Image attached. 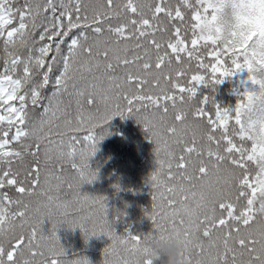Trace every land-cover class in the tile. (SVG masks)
<instances>
[{"label":"snow or ice","instance_id":"1","mask_svg":"<svg viewBox=\"0 0 264 264\" xmlns=\"http://www.w3.org/2000/svg\"><path fill=\"white\" fill-rule=\"evenodd\" d=\"M114 117L153 145L148 233L81 192ZM61 227L107 238L100 264H161L165 236L264 264V0H0V264H92Z\"/></svg>","mask_w":264,"mask_h":264},{"label":"trees","instance_id":"2","mask_svg":"<svg viewBox=\"0 0 264 264\" xmlns=\"http://www.w3.org/2000/svg\"><path fill=\"white\" fill-rule=\"evenodd\" d=\"M237 85L235 77L225 79L216 86V100L222 104H234L235 96L232 92ZM202 91L210 90L202 88ZM107 127L111 135L99 143V150L90 160L91 167L98 169V179L82 185L81 192L106 196L110 216L113 211L126 213L114 225L118 234H122L126 227L133 233H148L153 230L152 224L143 210L151 207L150 187L146 181L155 167L153 145L145 138L141 126L131 117L123 120L114 117ZM113 185H118L120 190L117 191ZM58 235L69 256L72 253L86 256L92 264H100L103 259L102 249L109 243L103 236L92 237L85 242L79 229L73 231L61 227Z\"/></svg>","mask_w":264,"mask_h":264},{"label":"clouds","instance_id":"3","mask_svg":"<svg viewBox=\"0 0 264 264\" xmlns=\"http://www.w3.org/2000/svg\"><path fill=\"white\" fill-rule=\"evenodd\" d=\"M149 247L151 252L160 258L161 264H187L182 256L183 243L174 236H165L153 241Z\"/></svg>","mask_w":264,"mask_h":264}]
</instances>
